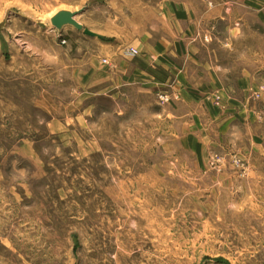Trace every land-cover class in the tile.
<instances>
[{
	"label": "rangeland",
	"instance_id": "rangeland-1",
	"mask_svg": "<svg viewBox=\"0 0 264 264\" xmlns=\"http://www.w3.org/2000/svg\"><path fill=\"white\" fill-rule=\"evenodd\" d=\"M186 1L0 0V264H264V0Z\"/></svg>",
	"mask_w": 264,
	"mask_h": 264
},
{
	"label": "water",
	"instance_id": "water-1",
	"mask_svg": "<svg viewBox=\"0 0 264 264\" xmlns=\"http://www.w3.org/2000/svg\"><path fill=\"white\" fill-rule=\"evenodd\" d=\"M92 1H88L84 4V7L77 12L71 11H59L50 19V25L60 35L66 28H73L75 31L82 33L84 36L92 39L103 41L104 38L97 33L85 28L82 24L76 21V17L82 14L91 5ZM203 264H213L211 261H205Z\"/></svg>",
	"mask_w": 264,
	"mask_h": 264
},
{
	"label": "crops",
	"instance_id": "crops-1",
	"mask_svg": "<svg viewBox=\"0 0 264 264\" xmlns=\"http://www.w3.org/2000/svg\"><path fill=\"white\" fill-rule=\"evenodd\" d=\"M180 5H182V4H180ZM180 5H178V4H176V3H174V2H171V3H167V4H165L164 6H165V9H164V11L165 12H168L167 14H170L169 15V17H173V16H175V15H179V12H181V11H184L182 8L180 9L179 8V6ZM185 6H189V0H187L186 1V3L184 4ZM187 9H189V8H187ZM65 11H67V10H65ZM192 15H193V13H192ZM71 30V28H68V30ZM77 32V31H76ZM95 33V32H94ZM77 34H82V33H80V32H77ZM98 34V33H97ZM98 35H100V34H98ZM84 36V35H83ZM100 36H102V35H100ZM103 37V36H102ZM84 38V40L85 39H87V40H91V41H96L97 39H92V38H88V37H86V36H84L83 37ZM104 38V37H103ZM100 40H98V42H99ZM101 42H103V41H101ZM92 44H96V43H92ZM114 44V43H113ZM115 45L116 44H114V45H112L111 47H109V48H112L111 49V51L112 50H114L115 49ZM69 46V45H68ZM68 46H67V48H68ZM113 53H115L114 51H112ZM132 64L135 66V69L136 70H138V71H146L147 70V65H145L144 63H142V62H140V61H133L132 62ZM142 67L143 68H146V70H144V69H142Z\"/></svg>",
	"mask_w": 264,
	"mask_h": 264
},
{
	"label": "built area",
	"instance_id": "built-area-1",
	"mask_svg": "<svg viewBox=\"0 0 264 264\" xmlns=\"http://www.w3.org/2000/svg\"><path fill=\"white\" fill-rule=\"evenodd\" d=\"M61 44H65V41H61ZM126 54L130 57H135L137 56V51L135 49L130 48L127 49Z\"/></svg>",
	"mask_w": 264,
	"mask_h": 264
},
{
	"label": "bare ground",
	"instance_id": "bare-ground-1",
	"mask_svg": "<svg viewBox=\"0 0 264 264\" xmlns=\"http://www.w3.org/2000/svg\"><path fill=\"white\" fill-rule=\"evenodd\" d=\"M62 11H65V10H62ZM57 13H58V12H57ZM57 13H56V14H57ZM56 14H55V15H56ZM52 16H53V15H52ZM52 16H51V18H52ZM72 29H73V28H72ZM73 30H74V29H73Z\"/></svg>",
	"mask_w": 264,
	"mask_h": 264
},
{
	"label": "trees",
	"instance_id": "trees-1",
	"mask_svg": "<svg viewBox=\"0 0 264 264\" xmlns=\"http://www.w3.org/2000/svg\"><path fill=\"white\" fill-rule=\"evenodd\" d=\"M142 69L146 70V68H143V67H142ZM146 71H147V70H146Z\"/></svg>",
	"mask_w": 264,
	"mask_h": 264
}]
</instances>
